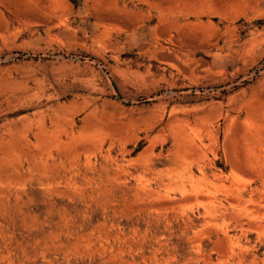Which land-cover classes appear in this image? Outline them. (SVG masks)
Listing matches in <instances>:
<instances>
[{
	"label": "rangeland",
	"instance_id": "obj_1",
	"mask_svg": "<svg viewBox=\"0 0 264 264\" xmlns=\"http://www.w3.org/2000/svg\"><path fill=\"white\" fill-rule=\"evenodd\" d=\"M0 264H264V0H0Z\"/></svg>",
	"mask_w": 264,
	"mask_h": 264
}]
</instances>
